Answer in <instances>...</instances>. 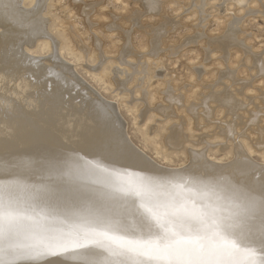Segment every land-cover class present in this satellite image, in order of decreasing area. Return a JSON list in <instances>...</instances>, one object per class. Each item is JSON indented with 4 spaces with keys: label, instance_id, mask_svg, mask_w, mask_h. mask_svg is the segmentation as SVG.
<instances>
[{
    "label": "bare ground",
    "instance_id": "1",
    "mask_svg": "<svg viewBox=\"0 0 264 264\" xmlns=\"http://www.w3.org/2000/svg\"><path fill=\"white\" fill-rule=\"evenodd\" d=\"M26 1L34 3L0 0V264H31L18 257L24 251L46 264H63L56 255L77 264L82 257L74 251L83 249L72 245L83 242L91 230L106 231L109 237L103 239V246L88 244L86 255L93 259L107 258L105 264H168L153 251L163 232L149 209L170 212L173 207H210L218 215L238 213L248 223L259 220L264 210L258 188L264 182V163L248 159L249 146L239 154L229 152L235 157L226 163L211 159L207 150L196 152L190 163L176 166L149 158L121 128L117 107L89 87L62 54L76 63L87 55L70 48L60 33L61 40L50 34L47 20L37 18L45 13L42 0H35L31 11L24 10ZM142 1L157 8L156 0ZM44 51L45 57H37ZM101 57L100 64L88 67V73L95 71L96 82L101 84L106 77L117 82L126 67L105 72L102 61L106 58ZM131 63L123 61L129 69ZM110 72L115 79L109 77ZM223 95L209 99V104L216 109L229 107ZM154 150L161 160L168 156ZM257 174L259 181L254 179ZM172 218L179 226L181 220ZM235 243L241 264H247L244 254L252 247L250 241L239 236ZM255 259L259 264V253Z\"/></svg>",
    "mask_w": 264,
    "mask_h": 264
},
{
    "label": "rangeland",
    "instance_id": "2",
    "mask_svg": "<svg viewBox=\"0 0 264 264\" xmlns=\"http://www.w3.org/2000/svg\"><path fill=\"white\" fill-rule=\"evenodd\" d=\"M155 2L157 8L142 0H42L45 13L37 18L47 20L51 35L61 40L60 33L70 48L87 55L76 63L65 52L62 54L89 87L117 107V118L124 126L121 128L149 158L176 166L190 163L196 152L207 150L211 159L226 163L235 157L229 152L239 154L242 147L249 146L248 159L253 164L264 163V88L259 86L264 81V49L256 51L264 43V3L257 0L259 6L252 8L251 0L244 6L220 0L211 7L207 0ZM35 5V0L32 4L26 1L23 8L31 11ZM176 9H182L179 15L175 14ZM217 20L224 23L220 33L212 35ZM46 55L44 51L37 57ZM101 55L106 58L102 61L105 72L111 67H126L125 74L117 76V82L106 77L101 84L96 82L95 71L88 73V67L101 63ZM124 60L133 63L131 69L123 65ZM233 63L237 67L233 68ZM109 77L115 79L111 72ZM250 90L256 95H249ZM220 94L228 98L229 107L216 109L209 104V99ZM222 146H230V150H223ZM154 148L167 152L166 159L156 156Z\"/></svg>",
    "mask_w": 264,
    "mask_h": 264
},
{
    "label": "snow or ice",
    "instance_id": "3",
    "mask_svg": "<svg viewBox=\"0 0 264 264\" xmlns=\"http://www.w3.org/2000/svg\"><path fill=\"white\" fill-rule=\"evenodd\" d=\"M254 179L259 181V174ZM258 188L262 194L261 201H264V182L260 183ZM149 212L151 219L163 232V236L154 242L153 251L158 258L166 259L168 264H241L240 249L235 243L239 236L248 239L252 245L244 254L247 264H257L255 259L257 253L261 257L259 264H264V210L259 220L252 223H248L238 213L218 215V210L210 207L195 209L173 207L170 212L151 209ZM172 217L181 220L179 226ZM108 238L106 231L91 230L83 242L74 243L73 249H83L74 251V255L82 257L77 264H105L107 258L93 259L86 253L89 251L87 250L89 243L103 246V239ZM120 254L110 252V255ZM18 257L21 261H28L31 264H46V261L33 259L32 254L27 251ZM55 258L61 259L63 264H68L59 255Z\"/></svg>",
    "mask_w": 264,
    "mask_h": 264
},
{
    "label": "clouds",
    "instance_id": "4",
    "mask_svg": "<svg viewBox=\"0 0 264 264\" xmlns=\"http://www.w3.org/2000/svg\"><path fill=\"white\" fill-rule=\"evenodd\" d=\"M219 2H220V0H207V3H208V5L210 7L212 5H215V4L219 3ZM247 3H248V0H233V5L234 6H241V5H244V4H247ZM259 3H264V0H259ZM259 3L257 2V0H251V3L249 4V6L252 7V8H256V7L259 6ZM171 7L175 9V4L171 5ZM181 11H182V9H176L175 10V14L179 15V13ZM231 12H232V8L230 7L229 8V13L231 14ZM241 14H242V11H241ZM189 19L194 20L195 17H190ZM216 23H217V27L212 30V35H218L220 33V30H221L224 22L221 21V20H217ZM249 43H251V42H249ZM260 49H264V43H261L260 44V48L256 49V51H260ZM239 59H240V55L237 54L236 57H235V60L238 62ZM220 66L222 67V65H220ZM232 67L233 68L237 67V63H233ZM259 86L261 88H264V81H261ZM249 95H256V92L250 90L249 91ZM220 115H223V113L221 112ZM189 131H191V129H189Z\"/></svg>",
    "mask_w": 264,
    "mask_h": 264
}]
</instances>
